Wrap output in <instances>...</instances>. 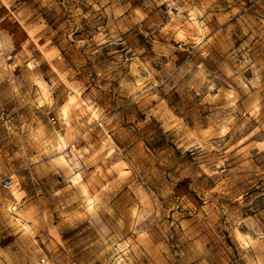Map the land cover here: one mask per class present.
<instances>
[{"label":"clouds","instance_id":"clouds-1","mask_svg":"<svg viewBox=\"0 0 264 264\" xmlns=\"http://www.w3.org/2000/svg\"><path fill=\"white\" fill-rule=\"evenodd\" d=\"M0 264H264V0H0Z\"/></svg>","mask_w":264,"mask_h":264}]
</instances>
